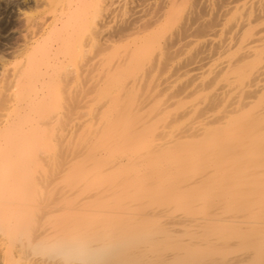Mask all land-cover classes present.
<instances>
[{
    "label": "bare ground",
    "instance_id": "6f19581e",
    "mask_svg": "<svg viewBox=\"0 0 264 264\" xmlns=\"http://www.w3.org/2000/svg\"><path fill=\"white\" fill-rule=\"evenodd\" d=\"M0 9V264H264V0Z\"/></svg>",
    "mask_w": 264,
    "mask_h": 264
},
{
    "label": "clouds",
    "instance_id": "9594fccd",
    "mask_svg": "<svg viewBox=\"0 0 264 264\" xmlns=\"http://www.w3.org/2000/svg\"><path fill=\"white\" fill-rule=\"evenodd\" d=\"M34 256L45 257L53 264H98L103 247L75 238L59 240L32 248Z\"/></svg>",
    "mask_w": 264,
    "mask_h": 264
},
{
    "label": "rangeland",
    "instance_id": "374dc122",
    "mask_svg": "<svg viewBox=\"0 0 264 264\" xmlns=\"http://www.w3.org/2000/svg\"><path fill=\"white\" fill-rule=\"evenodd\" d=\"M14 17L15 16L13 14L6 12L5 10L0 9V57H1V53L4 54L5 52L9 51V49H11L12 46L14 47V44H16L19 40V34L21 32H22L21 34H24L22 31V28H20L18 25H16V23H15L16 21H15ZM13 23H15V24H13ZM16 28H17V31H14V30H16ZM29 31H30L29 33H33L35 31V29L30 28ZM12 32H16L18 35L13 36L12 34H10Z\"/></svg>",
    "mask_w": 264,
    "mask_h": 264
}]
</instances>
